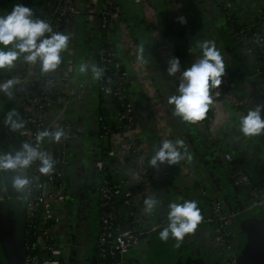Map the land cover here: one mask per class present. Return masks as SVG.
<instances>
[{
    "label": "built area",
    "instance_id": "built-area-1",
    "mask_svg": "<svg viewBox=\"0 0 264 264\" xmlns=\"http://www.w3.org/2000/svg\"><path fill=\"white\" fill-rule=\"evenodd\" d=\"M213 2L227 21L232 14L230 4L226 0ZM116 15L117 0H44L32 26L33 42L20 54L18 72L0 75V107L7 98L20 113L14 137L25 153L23 264H127L132 252L135 257L131 258L138 264H153L147 251L154 232L171 228L186 233L198 224L208 229L206 249L213 264H236L243 235L238 215L264 211V189L235 163L230 152H224L226 165L231 166V182L245 194L241 210L229 209L213 191L193 215L182 212L172 220L156 216L152 161L143 144H138L133 94L115 61L111 38L117 27ZM78 17L97 33L93 73L94 85L104 99L101 107L104 104L116 110L113 124L106 120L103 108L97 112L94 137L100 150L89 160L97 184L88 192L82 184L66 181L69 160L78 161L84 152L82 131L70 118L71 108L91 85L87 76L85 82L75 84L74 34L68 33L69 39L64 41V29ZM240 24L244 27L233 33L238 49L254 61L253 75L264 77V34L258 27ZM102 67L110 69L106 78ZM187 69L183 64L174 66L179 94L193 112L210 121L206 110L210 103L223 96V89L233 97L237 84L226 71L215 68L220 75L211 82L212 87L204 89L203 83L191 80L201 71ZM70 86L66 98L63 90ZM171 144L168 140L166 156L173 164L182 157ZM73 147L78 156L71 154ZM104 147L108 149L101 150ZM2 156L0 143V203H8L13 197ZM116 162L129 168L124 166L123 174L112 177Z\"/></svg>",
    "mask_w": 264,
    "mask_h": 264
},
{
    "label": "crops",
    "instance_id": "crops-1",
    "mask_svg": "<svg viewBox=\"0 0 264 264\" xmlns=\"http://www.w3.org/2000/svg\"><path fill=\"white\" fill-rule=\"evenodd\" d=\"M44 0H0V75L17 73L21 52L32 42V26ZM240 23L258 27L264 34V0H226ZM117 27L112 44L115 61L129 82L137 114L138 144L152 161L153 205L156 216L175 219L182 212L193 215L210 192L223 198L229 209L239 210L245 194L231 182V166L224 152H230L251 178L264 188V77L253 75L254 61L244 57L231 27L213 0H117ZM64 29V41L74 34L76 44L75 84L90 87L72 106L70 118L82 131L83 155L69 160L67 183L82 184L85 192L96 184L89 160L99 155L95 139L97 112L104 109L113 124L116 110L101 107V94L94 82L97 33L82 18ZM183 64L191 72L218 69L237 84L233 97L224 91L213 100L207 113L210 121L193 112L179 94L174 66ZM220 75V73H216ZM63 90L66 98L70 90ZM241 101L242 104H238ZM20 113L6 98L0 107V143L5 178L13 191L20 190L24 173L22 146L14 135ZM168 140L182 157L171 163L166 156ZM11 144V146H8ZM81 150V149H80ZM79 150V151H80ZM71 154L78 156L73 147ZM112 177L123 174L116 162ZM251 226L242 235L243 249L264 255V211L240 213L238 222ZM208 229L198 224L188 232L160 228L149 239L147 256L153 264H213L207 253ZM254 234L252 235V233ZM179 244V245H178ZM132 252L127 264H138Z\"/></svg>",
    "mask_w": 264,
    "mask_h": 264
},
{
    "label": "water",
    "instance_id": "water-1",
    "mask_svg": "<svg viewBox=\"0 0 264 264\" xmlns=\"http://www.w3.org/2000/svg\"><path fill=\"white\" fill-rule=\"evenodd\" d=\"M225 91V89H223ZM22 180L20 184V190L13 191L9 185L8 189L13 199L8 203H0V244L2 249L11 264H23V211H24V195L22 191ZM261 185V181H260ZM263 188V185H261ZM264 189V188H263ZM14 205V206H13ZM240 208L239 210H241ZM235 210V209H231ZM247 224L243 227L240 224L242 234L247 232L249 226H251V218L247 216ZM254 232L252 233V235ZM14 238L17 246L9 253L8 242L10 239ZM242 247L237 255L236 264H264V255L252 248H247L246 250Z\"/></svg>",
    "mask_w": 264,
    "mask_h": 264
},
{
    "label": "trees",
    "instance_id": "trees-1",
    "mask_svg": "<svg viewBox=\"0 0 264 264\" xmlns=\"http://www.w3.org/2000/svg\"><path fill=\"white\" fill-rule=\"evenodd\" d=\"M223 12V11H222ZM226 13V12H225ZM225 16V14H224ZM227 24L231 27L233 33L235 31H237L240 27H244L243 25H241L236 18L234 17L233 14H231L227 20ZM120 70L122 71V68H120ZM109 71L110 69L101 68V74L103 75L104 78L109 76ZM218 77V74H216V72L213 69H208L206 71H202L201 74L196 77V76H192L191 80L194 83L200 84L203 83L204 84V89L208 88V87H212L211 82L215 81L216 78ZM107 147L102 148L101 150H107ZM105 152L102 153V156H104ZM238 164V163H237Z\"/></svg>",
    "mask_w": 264,
    "mask_h": 264
},
{
    "label": "flooded vegetation",
    "instance_id": "flooded-vegetation-1",
    "mask_svg": "<svg viewBox=\"0 0 264 264\" xmlns=\"http://www.w3.org/2000/svg\"><path fill=\"white\" fill-rule=\"evenodd\" d=\"M8 243H9L8 244L9 253H11V251L14 249V247L17 246V243L15 242L14 238L10 239ZM8 258L9 257L6 256L4 250L2 249V246L0 244V264H11V261Z\"/></svg>",
    "mask_w": 264,
    "mask_h": 264
}]
</instances>
